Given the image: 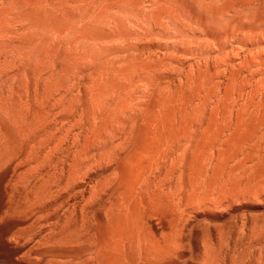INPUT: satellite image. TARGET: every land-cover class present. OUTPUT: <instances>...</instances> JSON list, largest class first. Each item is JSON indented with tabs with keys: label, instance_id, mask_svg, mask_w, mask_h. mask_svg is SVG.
<instances>
[{
	"label": "rangeland",
	"instance_id": "rangeland-1",
	"mask_svg": "<svg viewBox=\"0 0 264 264\" xmlns=\"http://www.w3.org/2000/svg\"><path fill=\"white\" fill-rule=\"evenodd\" d=\"M90 256L264 264V0H0V264Z\"/></svg>",
	"mask_w": 264,
	"mask_h": 264
},
{
	"label": "bare ground",
	"instance_id": "bare-ground-1",
	"mask_svg": "<svg viewBox=\"0 0 264 264\" xmlns=\"http://www.w3.org/2000/svg\"><path fill=\"white\" fill-rule=\"evenodd\" d=\"M13 189H14V188H13ZM13 189H12V190H13ZM15 192H16V190L14 191V193H15ZM12 194H13V193H12ZM25 194H26V193H25ZM15 196H16V195H15ZM206 197H207V196H206ZM201 198H202V197H201ZM201 205H202V204H201ZM31 238H32V237H31ZM39 238L42 239V237H39ZM28 240H29V239H28ZM39 242H40V241H39ZM39 244L41 245V243H39ZM40 245H39V247H40ZM36 246H37V245H36ZM35 248H36V247H35ZM37 249H38V247H37ZM33 250H34V249H33ZM33 250H32V251H33ZM35 250H36V249H35ZM40 250H41V247H40ZM40 250H39V253L41 254V251H40ZM33 252H34V251H33ZM37 252H38V251H37ZM37 255H38V254H37ZM37 255H36V256H37ZM41 255H42V254H41ZM31 256H32V255H31ZM33 256H34V255H33ZM36 256H35V257H36ZM35 257H32L34 261H36L37 259H39V258L36 259ZM37 257H38V256H37ZM40 257H41V256H40ZM52 258H53V257H52ZM94 259H95V256H94V257H93V256H90V257L87 259L86 264H93L92 261H93ZM26 260H27V259H26ZM41 260H42V259H41ZM31 261H32V260H31ZM39 261H40V259H39ZM39 261H38V262H39ZM49 261H50V260H49ZM49 261H48V262H49ZM51 261H52V259H51ZM48 262H47V264H48ZM40 263H41V262H40ZM49 263H50V262H49ZM50 264H51V263H50Z\"/></svg>",
	"mask_w": 264,
	"mask_h": 264
}]
</instances>
